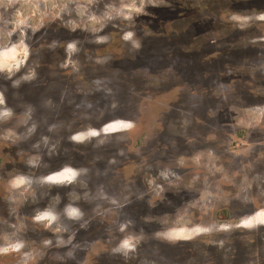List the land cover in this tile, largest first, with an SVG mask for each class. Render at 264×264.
<instances>
[{
    "label": "rangeland",
    "instance_id": "374dc122",
    "mask_svg": "<svg viewBox=\"0 0 264 264\" xmlns=\"http://www.w3.org/2000/svg\"><path fill=\"white\" fill-rule=\"evenodd\" d=\"M102 235L264 264V0H0V264Z\"/></svg>",
    "mask_w": 264,
    "mask_h": 264
},
{
    "label": "flooded vegetation",
    "instance_id": "af4514ba",
    "mask_svg": "<svg viewBox=\"0 0 264 264\" xmlns=\"http://www.w3.org/2000/svg\"><path fill=\"white\" fill-rule=\"evenodd\" d=\"M14 115L16 116L17 113L15 112ZM56 215V213H55ZM52 238V237H51ZM186 240V239H183V241ZM53 241H57L55 239V237L53 238L52 242ZM88 241V236L86 235V241ZM98 242H99V245H101L102 249H103V246H105V248L107 249V252L109 254H107V258H115L117 259L116 263L117 264H128V262H131L130 264H137L138 261L140 260V257L139 255L137 254V247L136 246H131L129 247L127 250L128 253L124 252V251H120L121 248H123V240L121 239L120 236H117V235H111L110 237H108L107 239L104 238V236L102 235L101 237L98 238ZM102 253H104V251L102 252H97V254L101 255ZM99 257V256H98ZM126 258H128V262L126 260ZM86 264H100V261H96L93 260V261H86L85 262ZM105 264V263H104Z\"/></svg>",
    "mask_w": 264,
    "mask_h": 264
},
{
    "label": "clouds",
    "instance_id": "9594fccd",
    "mask_svg": "<svg viewBox=\"0 0 264 264\" xmlns=\"http://www.w3.org/2000/svg\"><path fill=\"white\" fill-rule=\"evenodd\" d=\"M76 139L80 140V139H83V137L82 136H78V137H76ZM75 175H76L75 172H73L71 170H65L64 173H61L59 176L50 177V179H52V180H68V181H71L75 177ZM129 246H130L129 242L125 241L124 244H123V247L124 248H128Z\"/></svg>",
    "mask_w": 264,
    "mask_h": 264
},
{
    "label": "snow or ice",
    "instance_id": "6c2138e0",
    "mask_svg": "<svg viewBox=\"0 0 264 264\" xmlns=\"http://www.w3.org/2000/svg\"><path fill=\"white\" fill-rule=\"evenodd\" d=\"M93 135H95V133H93Z\"/></svg>",
    "mask_w": 264,
    "mask_h": 264
}]
</instances>
